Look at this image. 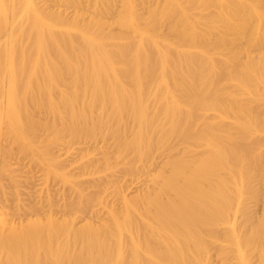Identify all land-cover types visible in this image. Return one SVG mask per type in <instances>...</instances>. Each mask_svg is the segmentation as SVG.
<instances>
[{"label":"rangeland","instance_id":"rangeland-1","mask_svg":"<svg viewBox=\"0 0 264 264\" xmlns=\"http://www.w3.org/2000/svg\"><path fill=\"white\" fill-rule=\"evenodd\" d=\"M3 1L0 264H260L264 171L241 182L239 173L251 160L225 154L215 161L209 154L206 169L217 168L221 187L228 189L214 210L227 205L226 212L206 225L197 221L158 224L153 217L157 202L168 196L156 199L155 194L170 170L167 159L175 155L193 164L211 139L203 137L191 145L181 136L167 135L170 122L153 114L158 106L154 95L145 97L148 122L141 125L114 96L117 89L110 90L111 83L118 87L123 73L99 71L87 57L90 42L80 35L73 34L79 48L63 47L72 66L55 63L58 50L51 37L65 33L59 18L74 22L80 14L95 29L92 20L97 17L104 36L123 35L129 32V0H89L81 6L68 0H19L18 7L14 0ZM114 39L108 40L111 52L132 43L117 44ZM252 51L257 56V50ZM216 56L221 60L220 54ZM221 69L216 70L220 75L225 71ZM154 88L162 91L164 86L156 82ZM238 98L258 116L245 126L233 119L222 125L226 145L258 141L262 145L256 155L264 160V79L254 93ZM215 113L219 112H197L198 125L189 136L210 126ZM11 117L16 124L10 123ZM223 159L229 160L230 168L221 167ZM199 238L202 248L196 246Z\"/></svg>","mask_w":264,"mask_h":264},{"label":"bare ground","instance_id":"bare-ground-1","mask_svg":"<svg viewBox=\"0 0 264 264\" xmlns=\"http://www.w3.org/2000/svg\"><path fill=\"white\" fill-rule=\"evenodd\" d=\"M104 1L108 3V0ZM262 1L129 0V32L119 36H104L100 29L101 21L97 17L92 20L95 29L81 19L80 14L76 15L74 22L59 18L58 24L65 33L57 38L51 37V43L58 50L55 62L57 65L72 64L64 55L63 47L68 45L72 49L79 48L74 35H80L90 42L87 57H90L92 64L98 65L99 71L110 69L115 76L121 74L119 70L123 73L118 87L111 83L110 90L117 89L114 96L121 100L122 108L130 112L141 125L148 122V115L144 113L145 97L154 95L158 99V106L153 114L165 116L170 122L165 131L167 135L181 136L187 142L190 141L191 145H197L196 141L203 137L211 139L205 145V153L193 164L184 159L177 160L175 155L167 159L170 170L164 173V182L155 194L156 199L163 194L168 196L166 201L157 202L153 217L158 224L197 221L206 225L226 212L227 205L214 210L215 203L228 189L221 187V176L217 168L212 171L206 169L209 154L214 156L212 160L215 161L225 154L236 159L251 160V165L239 173L241 182L255 173L263 174L264 160L256 155L262 144L252 140L248 144L237 142L234 146L226 145V135L221 128L222 125L231 123L232 119L239 126H245L258 116V113H254L255 109L250 108L247 101L243 100L244 103L238 96L254 93L259 82L264 79ZM3 2L0 0V6ZM68 2L81 6L83 2L90 1ZM19 5V0H14V6ZM138 5L144 7L145 12H140ZM28 8L33 9L31 3H28ZM209 8H214L212 14ZM123 19L121 17L120 20ZM47 28L52 27L47 25ZM166 33L171 34V38ZM164 34L166 38H163ZM109 39L117 40V44L121 41L132 43L111 52ZM252 47L258 53L255 57ZM217 54H220L221 60ZM224 64L227 65L226 69L222 68L224 66L220 67ZM217 68L223 69L220 70L221 73L225 70L224 73L220 75ZM215 72L220 76L217 77ZM156 82L163 84L162 91L155 90ZM101 85L97 82L98 88ZM203 109L219 113H215L216 117L205 130L197 129L193 136H189V130L198 125L196 113ZM229 111H233L232 117L229 116ZM250 111H254L251 112L253 116L249 115ZM10 123L16 124L17 121L11 117ZM228 140L227 142H231V138ZM221 167L230 168L229 160L223 159ZM213 186H216V190L209 191L208 188ZM199 211L203 212L197 216ZM168 231L169 235L173 233V229ZM203 245L199 238L196 246L202 248ZM260 259V264H264V255Z\"/></svg>","mask_w":264,"mask_h":264}]
</instances>
